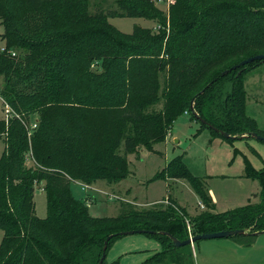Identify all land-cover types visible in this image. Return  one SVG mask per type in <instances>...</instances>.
Returning <instances> with one entry per match:
<instances>
[{"label": "trees", "instance_id": "trees-1", "mask_svg": "<svg viewBox=\"0 0 264 264\" xmlns=\"http://www.w3.org/2000/svg\"><path fill=\"white\" fill-rule=\"evenodd\" d=\"M114 3L91 13L89 0H0V94L21 117L0 120L6 145L0 264H99L108 237L115 235L107 252L121 233L137 230L161 241L163 251L147 261L158 264L179 249L161 233L186 241L221 231L245 230L249 237L264 231V168L248 162L246 176L259 183V201L225 213L215 212L206 183L182 157L157 178L189 182L206 208L192 218L175 201L142 210L122 206L116 217L95 218L74 195V182H122L131 174L128 155L166 141L180 115L196 120L192 106L231 136H264L247 114L244 87L245 75L262 64L221 77L264 54V0H173L167 14L154 0ZM110 17L142 18L159 28L135 26L125 33ZM35 116L38 128L30 135L24 123ZM36 185L46 193L45 219L36 215Z\"/></svg>", "mask_w": 264, "mask_h": 264}, {"label": "rangeland", "instance_id": "rangeland-1", "mask_svg": "<svg viewBox=\"0 0 264 264\" xmlns=\"http://www.w3.org/2000/svg\"><path fill=\"white\" fill-rule=\"evenodd\" d=\"M115 0H89L91 13L98 7L116 8ZM157 6L168 13L173 0H154ZM109 22L125 33H132L135 26L153 27L152 21L142 18L110 17ZM159 28V27H158ZM157 28V29H158ZM152 29V28H151ZM4 28L0 25V36ZM4 42L0 39V48ZM96 71L95 68H93ZM0 79V87L3 84ZM244 87L247 94V114L256 120L264 132V64L249 70L245 75ZM161 107V106H160ZM158 107V108H160ZM4 108L0 105V120L4 119ZM24 123L27 132H33V120ZM6 145L0 140V159ZM182 157L191 173L202 178L215 203L216 213H225L253 205L259 201V183L246 176L247 162L257 171L264 168V143L256 139L230 141L216 136L190 114H182L174 122L166 141L157 143L152 149L128 155L131 174L117 185L109 186L99 181L102 191L92 186L84 192L80 182L72 184L75 192L89 208L95 218L116 217L122 206L147 209L153 204L174 201L192 218L205 211L201 200L186 179H158L159 173L175 158ZM30 163V161L28 162ZM32 163V162H31ZM100 184L98 185V187ZM101 187V186H100ZM36 215L45 219L47 197L42 186H35ZM0 230V244L3 238ZM161 241L147 234L122 236L114 240L107 252V264H147V261L161 253ZM158 264H264V234L254 237L233 236L228 238L201 240L181 247L174 255Z\"/></svg>", "mask_w": 264, "mask_h": 264}, {"label": "water", "instance_id": "water-1", "mask_svg": "<svg viewBox=\"0 0 264 264\" xmlns=\"http://www.w3.org/2000/svg\"><path fill=\"white\" fill-rule=\"evenodd\" d=\"M259 61L261 64H264V54L263 55H256L253 56L251 58H248L242 62H240L238 65L232 67L231 69H228L227 71H224L221 75V77L227 76L230 72L235 71L237 69L240 68H244L245 66ZM243 69L240 70L237 74V77L242 73ZM214 82L210 83L209 87L213 84ZM192 113L195 116L196 120L199 121L202 125H206L208 127V129L216 132L217 134H219L221 137L225 138V139H231V140H242V139H256L258 141H261L264 143V136L259 135L257 133H251V134H244L241 136H231L228 133L222 132L219 129L215 128L214 126L208 124L205 120H203L198 113L194 110V107L192 106ZM147 233V231H142V230H137V231H131V232H126V233H121V236H128V235H134V234H145ZM150 233H154V232H150ZM163 235H166L167 237H169L171 239V241L173 242L174 246L176 248H181V247H185L188 245H192L198 241L201 240H210V239H219V238H228V237H233V236H240V235H248V232L245 230H232V231H221V232H217V233H210V234H203V235H199V236H192L190 237L188 240L186 241H179L177 240L175 237L171 236L168 233H161ZM263 232H257L253 235H263ZM115 236V235H113ZM110 236L108 237V239L106 240V242L104 243V247H103V253H102V257L100 259L99 264H103L105 259H106V252L108 249V243L110 241V239L113 237Z\"/></svg>", "mask_w": 264, "mask_h": 264}, {"label": "built area", "instance_id": "built-area-1", "mask_svg": "<svg viewBox=\"0 0 264 264\" xmlns=\"http://www.w3.org/2000/svg\"><path fill=\"white\" fill-rule=\"evenodd\" d=\"M0 52H5V48L4 47H2V48H0ZM12 55H15V53H13L12 52ZM0 105L4 108V115H5V117H4V120H5V122L7 123V124H9V122L12 120V119H21V117H20V115H18L14 110H13V108L6 102V100L1 96V94H0ZM186 114H187V112H186ZM37 118H35L34 120H33V123H34V125H33V127L34 128H36L37 127ZM29 134L31 135V132H29ZM28 160L30 161V162H32L33 163V160H32V158H31V156L29 155L28 156ZM81 187H82V190L84 191V192H87L86 190H88V189H90L91 187L90 186H88V185H81ZM201 206L203 207V204L201 203ZM192 237V236H191Z\"/></svg>", "mask_w": 264, "mask_h": 264}, {"label": "crops", "instance_id": "crops-1", "mask_svg": "<svg viewBox=\"0 0 264 264\" xmlns=\"http://www.w3.org/2000/svg\"><path fill=\"white\" fill-rule=\"evenodd\" d=\"M154 23V22H153ZM144 28V27H143ZM152 29H157L158 28V26H157V24L156 23H154V25H153V27H151ZM151 28H149V29H151ZM76 184H79L78 182H75ZM100 184V186L98 187V185ZM93 188H95V189H97V190H99V191H102V185H101V183H97V184H95V185H93L92 186ZM73 193H74V195L77 197V195L75 194V192L73 191ZM78 199H80L79 197H77ZM214 201V200H213ZM201 204V203H200Z\"/></svg>", "mask_w": 264, "mask_h": 264}]
</instances>
